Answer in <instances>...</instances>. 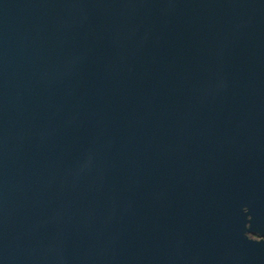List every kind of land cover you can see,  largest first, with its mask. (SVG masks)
Masks as SVG:
<instances>
[{
  "label": "water",
  "instance_id": "95a60500",
  "mask_svg": "<svg viewBox=\"0 0 264 264\" xmlns=\"http://www.w3.org/2000/svg\"><path fill=\"white\" fill-rule=\"evenodd\" d=\"M264 0H0V264H264Z\"/></svg>",
  "mask_w": 264,
  "mask_h": 264
},
{
  "label": "flooded vegetation",
  "instance_id": "af4514ba",
  "mask_svg": "<svg viewBox=\"0 0 264 264\" xmlns=\"http://www.w3.org/2000/svg\"><path fill=\"white\" fill-rule=\"evenodd\" d=\"M248 233L252 238L264 239V232H261L260 230L251 229Z\"/></svg>",
  "mask_w": 264,
  "mask_h": 264
}]
</instances>
